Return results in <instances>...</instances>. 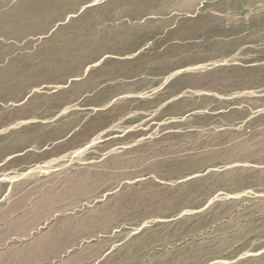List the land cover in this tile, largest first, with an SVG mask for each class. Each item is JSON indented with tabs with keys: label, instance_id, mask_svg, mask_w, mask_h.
Instances as JSON below:
<instances>
[{
	"label": "rangeland",
	"instance_id": "obj_1",
	"mask_svg": "<svg viewBox=\"0 0 264 264\" xmlns=\"http://www.w3.org/2000/svg\"><path fill=\"white\" fill-rule=\"evenodd\" d=\"M100 1L0 0V264H264V0Z\"/></svg>",
	"mask_w": 264,
	"mask_h": 264
},
{
	"label": "crops",
	"instance_id": "obj_2",
	"mask_svg": "<svg viewBox=\"0 0 264 264\" xmlns=\"http://www.w3.org/2000/svg\"><path fill=\"white\" fill-rule=\"evenodd\" d=\"M108 1L109 0H102V1H100V2H98V3H95V5H93L91 8H94V10H93V12L94 11H96V12H99V11H97V10H99V9H103V10H105V6L106 5H108ZM72 17H74V18H76V17H78V16H72ZM235 108H233V109H230V111H232V110H234ZM229 111V110H228ZM229 111V112H230ZM221 113H224L223 111L222 112H219V113H216V114H221Z\"/></svg>",
	"mask_w": 264,
	"mask_h": 264
}]
</instances>
